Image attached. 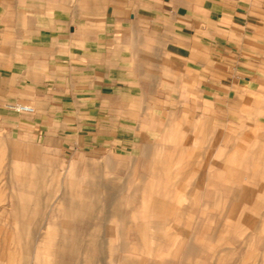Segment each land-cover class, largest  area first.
Here are the masks:
<instances>
[{
	"label": "rangeland",
	"instance_id": "rangeland-1",
	"mask_svg": "<svg viewBox=\"0 0 264 264\" xmlns=\"http://www.w3.org/2000/svg\"><path fill=\"white\" fill-rule=\"evenodd\" d=\"M45 1L69 19L78 0ZM127 1L101 97L74 85L62 112L55 69L0 68L17 86L0 104V264H264V36L213 34L231 30L220 0ZM189 5L212 10L209 31L169 57L164 28ZM36 94L40 116L9 108Z\"/></svg>",
	"mask_w": 264,
	"mask_h": 264
},
{
	"label": "crops",
	"instance_id": "crops-1",
	"mask_svg": "<svg viewBox=\"0 0 264 264\" xmlns=\"http://www.w3.org/2000/svg\"><path fill=\"white\" fill-rule=\"evenodd\" d=\"M76 3L73 16L61 19L45 14V0H0V68L31 69L24 74L32 79H43L45 68L55 69L56 81L59 78L64 82L62 94L73 92L71 103L58 105L62 112L75 100L79 101L76 87L80 92L101 97L105 85L113 81L110 69L122 64L124 53L129 50L122 42L123 38L121 43L116 42L118 35L128 34L127 0L119 3L109 0V4L103 0H78ZM214 6L231 30L222 34L216 23L215 29H210L213 34L230 41L234 31V37L236 40L239 37L240 43L251 36H264L257 25L258 21H264V0H220L215 1ZM183 9L184 13H181V7H175L173 15L177 22L164 28L169 37L164 53L172 58H191L196 45L203 46L201 32L209 31L206 21L212 17V10L205 5L195 8L189 5ZM161 11V6L156 5V20L162 15ZM105 37L111 38V43H106ZM102 68L106 71L98 70ZM15 88L17 86L10 79L0 76V104L13 100L7 94ZM31 89L34 93L40 92L35 82H32ZM35 96L30 101L33 116L41 115L40 98L44 95ZM14 102L20 100L15 98ZM20 124L29 123L22 121ZM33 127L42 125L39 123Z\"/></svg>",
	"mask_w": 264,
	"mask_h": 264
},
{
	"label": "built area",
	"instance_id": "built-area-1",
	"mask_svg": "<svg viewBox=\"0 0 264 264\" xmlns=\"http://www.w3.org/2000/svg\"><path fill=\"white\" fill-rule=\"evenodd\" d=\"M9 108L18 113H24V114L34 113V108L30 105L15 104V105H9Z\"/></svg>",
	"mask_w": 264,
	"mask_h": 264
}]
</instances>
